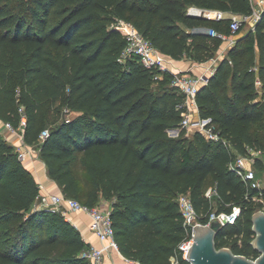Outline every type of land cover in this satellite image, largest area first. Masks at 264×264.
<instances>
[{
	"label": "trees",
	"instance_id": "trees-1",
	"mask_svg": "<svg viewBox=\"0 0 264 264\" xmlns=\"http://www.w3.org/2000/svg\"><path fill=\"white\" fill-rule=\"evenodd\" d=\"M190 7L253 12L250 0H0V120L20 129L26 118L24 141L40 149L64 195L90 208L111 201L120 252L138 264H191L179 250L184 193L199 214L239 206L217 247L260 255L252 217L263 204L252 197L264 198V188L249 187L230 163L247 147L264 152V13L254 30L244 22L232 33L230 18L191 16ZM121 20L175 60L215 58L224 39L210 30L237 37L197 96L219 141L169 134L180 127L185 96L173 73L157 78L138 55L122 60ZM255 167L263 169L261 159ZM210 187L217 190L212 198ZM40 193L19 150L0 133V264H91L82 232L61 213L35 207Z\"/></svg>",
	"mask_w": 264,
	"mask_h": 264
},
{
	"label": "built area",
	"instance_id": "built-area-1",
	"mask_svg": "<svg viewBox=\"0 0 264 264\" xmlns=\"http://www.w3.org/2000/svg\"><path fill=\"white\" fill-rule=\"evenodd\" d=\"M253 6L252 14L237 15L227 13L220 10H209L198 7H190L188 14L197 17V15L204 16L205 18H214L217 20L230 18V29L232 33H236L240 30L242 24L250 22L254 30L257 23L261 20L264 8L258 10V7H264V0H250ZM118 27L121 28L127 38V45L122 54V60L132 55H138L142 63L147 68H154L159 71L157 78L162 77L164 72H171L174 75L173 85L178 87L185 96V101L179 106L183 108V119L179 128L170 129L169 134L173 137H178L182 131H186L188 135L190 133L200 132L204 134L208 139L219 141L220 134L216 130V125L213 124L211 118H203L199 112V105L197 96L201 87L208 83L209 78L215 73L216 67H213L208 74L194 75L191 72L180 71L174 73L169 64L168 56L158 51L152 43L147 40L140 31L131 23L121 20L118 23ZM214 36L227 39L226 35L218 34L215 31H209ZM211 61H215L213 58ZM256 86L260 94H262V83L260 80L256 81ZM26 118L23 117L21 130L24 131L26 125ZM7 127L15 132L12 125L6 124ZM50 136L49 130H45L41 135V142L45 141ZM228 146H231L230 142L225 140ZM261 151L251 147H247L246 154H239L230 163V168L243 179L249 187L253 189L261 190L262 186L257 179V169L255 167L256 159ZM28 153L19 151L21 160H26ZM217 194L215 187H212L207 196L212 198ZM249 198V195H247ZM253 201L262 203L264 211V198L262 195H255L252 197ZM178 202L184 217L186 237L179 245V250L183 253V256L188 260L187 253L189 248L194 243L195 226L197 225H210L213 221H219L223 226L229 224H235L240 217L241 208L235 206L231 212H212L210 215L199 214L190 194L184 193L179 195ZM36 208H43L52 212L61 213L67 219L72 213H84L90 217L89 230L99 239L101 245L96 246L91 244L83 256L87 258L91 264H105L106 257H108L113 251L120 252L119 244L115 239L113 221L111 218L112 205L107 203H101L93 208L88 207L76 198L67 197L63 193H40L35 202ZM207 221H204V219ZM78 228V227H77ZM128 260V259H127ZM130 261V260H129ZM189 261V260H188Z\"/></svg>",
	"mask_w": 264,
	"mask_h": 264
},
{
	"label": "crops",
	"instance_id": "crops-1",
	"mask_svg": "<svg viewBox=\"0 0 264 264\" xmlns=\"http://www.w3.org/2000/svg\"><path fill=\"white\" fill-rule=\"evenodd\" d=\"M263 9L264 7H258V10ZM237 41V37H232L231 39H224V43L222 44L220 50L218 51V55L215 58V61H207L204 63H198L192 60H175L171 57H168V64L171 70L174 73L180 71L191 72L194 75H202L208 74L209 71L218 65V61L224 58L227 54H224V51H229ZM21 129L13 132L10 130L6 123L0 120V133L8 139L19 151L28 153L26 160L24 163L31 170L36 180L39 182L41 187V193L49 194V193H62V189L58 185L57 182L52 180L48 175V169L45 161L40 156V149L38 150L39 154L36 155L37 150H35V146L27 145L24 141L23 130L18 132ZM68 220L74 224L78 229L82 232L86 241L90 244L100 246L101 243L99 239L89 230L90 217L84 213H72ZM115 251L111 253V255H115ZM109 257H106L105 264L108 263Z\"/></svg>",
	"mask_w": 264,
	"mask_h": 264
},
{
	"label": "water",
	"instance_id": "water-1",
	"mask_svg": "<svg viewBox=\"0 0 264 264\" xmlns=\"http://www.w3.org/2000/svg\"><path fill=\"white\" fill-rule=\"evenodd\" d=\"M197 17L204 16L197 15ZM252 221L253 231L256 234L252 245L260 253L256 259L235 254L229 247L218 248L216 238L223 225L219 221H213L210 225L195 226L194 243L187 253L189 262L191 264H264V211H256Z\"/></svg>",
	"mask_w": 264,
	"mask_h": 264
},
{
	"label": "rangeland",
	"instance_id": "rangeland-1",
	"mask_svg": "<svg viewBox=\"0 0 264 264\" xmlns=\"http://www.w3.org/2000/svg\"><path fill=\"white\" fill-rule=\"evenodd\" d=\"M253 25L250 23V22H248L247 23V26H246V30L247 29H249V28H251ZM245 29L243 30V32H245ZM232 37H235V35H231V36H227V38L228 39H231ZM228 52L227 51H224V54H227ZM218 55V54H217ZM216 55V56H217ZM216 58V57H215ZM193 74V73H192ZM18 132H21V130H19ZM192 134L193 133H190V136H192ZM35 150H37V151H35L36 152V155L37 154H39L38 152V150H39V148H36L35 147ZM258 156V158L259 159H261V161L263 162V169H261V170H258L256 173H257V179H258V181H259V183L261 184V186H262V188H264V152H262L261 151V153L259 154V155H257ZM77 171L78 172H82V169H81V167H78L77 168ZM212 187H210V189H211ZM209 189V190H210ZM101 203H107V204H109V205H111V201H108V200H104V199H102V200H100V203L99 204H101ZM98 204V205H99ZM215 206V205H214ZM115 255H109L108 257H109V259L110 260H108V263L107 264H138V263H135V262H133V261H129V260H127V258L123 255V254H121V253H118V252H116L115 251Z\"/></svg>",
	"mask_w": 264,
	"mask_h": 264
}]
</instances>
